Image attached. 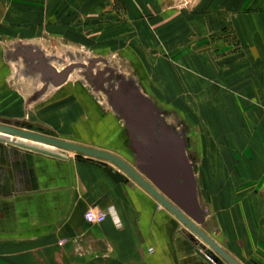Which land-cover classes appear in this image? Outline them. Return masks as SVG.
Returning a JSON list of instances; mask_svg holds the SVG:
<instances>
[{
	"label": "crops",
	"instance_id": "crops-1",
	"mask_svg": "<svg viewBox=\"0 0 264 264\" xmlns=\"http://www.w3.org/2000/svg\"><path fill=\"white\" fill-rule=\"evenodd\" d=\"M162 1L121 0L119 8L116 0H0V123L31 127L129 162L125 127L85 87L65 83L50 98H38L26 120L28 99L12 88L5 47L50 36L82 43L89 31L106 36L122 31L129 40V32L137 31L130 17L151 9L156 14ZM118 8L126 21L115 18ZM224 9H211L206 0L186 13L183 23L172 25L176 33L164 44L171 57L191 60L201 71H192L193 78L188 75L184 82L173 74L163 84L164 61L156 67L155 81L185 110L188 136L201 143L199 184L211 212L201 205L207 225L214 213L225 238L204 230L241 264H249L248 257L258 256L264 245V0L239 12ZM158 31L163 40V30ZM231 34L237 40L226 38ZM235 41L249 47L248 54L233 51L241 46ZM184 87L187 92H181ZM194 149L192 144L190 152ZM235 187L240 192L229 198L226 190ZM90 208L107 211L105 222H86ZM195 240L114 164L74 153L60 160L0 142V264H207L196 254Z\"/></svg>",
	"mask_w": 264,
	"mask_h": 264
},
{
	"label": "rangeland",
	"instance_id": "rangeland-1",
	"mask_svg": "<svg viewBox=\"0 0 264 264\" xmlns=\"http://www.w3.org/2000/svg\"><path fill=\"white\" fill-rule=\"evenodd\" d=\"M204 1L206 0H163L161 6H156L157 8H160V10L154 8L156 14L154 13L155 11H152L151 9L145 14L140 12V14L132 15L130 17V26H132V24L134 26L135 24L137 26V31L129 32V40L123 38V36L121 37L122 31H115L112 33L113 35L107 34V36L106 33L108 32L89 31L85 33L82 43L50 36V38L46 40H34L33 42H25L23 40L16 43L13 42L11 46L7 45V47H5V54L11 72L10 81L12 88L20 92L21 95H24L26 100L28 99L25 119H31V113L33 110L31 105H33L32 103L35 100L43 97L50 98L59 88L53 86L51 83L46 85L41 73L36 72L31 67L33 64L31 61H27L22 56H16L20 52H26L31 49L37 52H43L50 64L60 71L73 64H85L87 68H76L71 73L67 83L71 86L74 84V88L78 86L87 88L103 107L112 110L117 115L126 131L128 128L125 119L120 116L110 104L112 96L116 92H119L122 86L128 88V94L135 90L141 92V94L149 100L151 105L157 109L161 120L173 129L180 139H184L186 131L188 132L190 128V123L186 118V112L184 109H181L180 104L176 105L170 101L168 94L170 90H168V93H165V90L167 89L162 88V85L160 84L167 83L168 79L173 77V74H175L178 81L182 80L184 82L187 80V76L190 73H199L201 70L199 69L200 71H198L195 66L189 63L191 60L187 63L186 61L181 60L180 57L174 56L172 58L171 52L168 50L169 47L164 44L176 33L175 31H172V25L179 21L183 23L186 19L185 14L201 8ZM262 1L263 0H210V7L215 10L225 8V13L230 14L236 11L239 12L241 8L250 9L252 6L260 7ZM116 2L120 8L121 0H116ZM132 2L133 0H131V3ZM119 8L116 11L117 16H115V18L121 21H126V14L124 15V18L122 16V11H120ZM171 11L172 13L177 12L180 14L176 16L175 14H170ZM160 12L164 13L162 17H160ZM158 30H163L161 34L163 40H161L159 35H156L159 33ZM90 33H93L92 38L90 37ZM126 34L127 33L125 32L123 33L124 36H126ZM226 38L231 42L236 39L234 34H231ZM214 40L217 41V37H215ZM235 42L237 43L234 44L236 47H238L239 44L241 46L233 49V51L247 53L249 47H245L243 44L238 43V41ZM127 45L131 46L129 47L130 49L127 48ZM135 48L138 50L137 52H141L142 58L137 57L134 50ZM163 62L165 63V69L169 76L166 74L165 76H161V83H156L159 81H155V73L158 74L156 67ZM189 77L193 78L192 75H189ZM183 91L187 92L188 89L184 87L181 92ZM59 110H61V108H59ZM42 114L44 113L42 112ZM125 138V150L128 154V163L135 166L136 161L132 153L131 142L129 141L130 138L128 136H125ZM190 141L193 146H195V149L188 153V158L194 165L199 199L203 207L206 208L207 206L208 208V202L203 197L202 189L199 184V173L202 168L201 143H198L195 138ZM232 146L238 155V160H240V153L236 151L233 142ZM237 190H239L238 187H235L234 191L226 190V195L229 198L235 199L236 195L240 192ZM253 193L254 192H252V194ZM210 208L211 207L207 209L209 212L212 210V208L211 210ZM224 209L225 212H228L226 211L227 208ZM253 209L255 211L256 207H253ZM212 216H214V213H211L209 224L207 225L206 222L203 229L205 227V229L211 232L217 239L225 238L223 227L215 221V217ZM261 248L263 250L259 249L258 256L248 257L249 264H264V245H262Z\"/></svg>",
	"mask_w": 264,
	"mask_h": 264
},
{
	"label": "water",
	"instance_id": "water-1",
	"mask_svg": "<svg viewBox=\"0 0 264 264\" xmlns=\"http://www.w3.org/2000/svg\"><path fill=\"white\" fill-rule=\"evenodd\" d=\"M19 55L33 63L31 67L41 73L46 85L51 83L55 87L67 83L76 68H87L85 64H73L59 72L43 52L30 49ZM127 90L122 86L110 104L126 121L135 166L111 152L37 132L31 127L0 123V142L60 160H67L69 153H74L114 164L194 236L195 252L207 264H241L203 229L207 213L199 200L194 165L188 158L185 140L161 120L157 109L141 92L128 94Z\"/></svg>",
	"mask_w": 264,
	"mask_h": 264
},
{
	"label": "built area",
	"instance_id": "built-area-1",
	"mask_svg": "<svg viewBox=\"0 0 264 264\" xmlns=\"http://www.w3.org/2000/svg\"><path fill=\"white\" fill-rule=\"evenodd\" d=\"M84 157V156H83ZM85 159H92L95 161H98V159H93V158H88L84 157ZM101 161V160H100ZM86 214L89 218H86ZM109 213L107 211L100 210L98 208H90L86 213H85V220L89 224H102L105 222L107 219Z\"/></svg>",
	"mask_w": 264,
	"mask_h": 264
},
{
	"label": "flooded vegetation",
	"instance_id": "flooded-vegetation-1",
	"mask_svg": "<svg viewBox=\"0 0 264 264\" xmlns=\"http://www.w3.org/2000/svg\"><path fill=\"white\" fill-rule=\"evenodd\" d=\"M27 61H30L29 59H26ZM36 64H40V61H36ZM66 68L62 69L65 70ZM59 72H61L60 70H58ZM127 136H128V130H127ZM185 142H186V151L190 152L191 147H192V142L190 141L191 139L188 136V132L186 131L185 133V138H184ZM131 142V140H130ZM131 147H132V143H131ZM132 149V148H131ZM187 152V153H188ZM134 154V152H132Z\"/></svg>",
	"mask_w": 264,
	"mask_h": 264
},
{
	"label": "clouds",
	"instance_id": "clouds-1",
	"mask_svg": "<svg viewBox=\"0 0 264 264\" xmlns=\"http://www.w3.org/2000/svg\"><path fill=\"white\" fill-rule=\"evenodd\" d=\"M108 211H109V213L112 214L114 217L117 215L114 206H109ZM86 218H89V217L87 216V214H86Z\"/></svg>",
	"mask_w": 264,
	"mask_h": 264
},
{
	"label": "trees",
	"instance_id": "trees-1",
	"mask_svg": "<svg viewBox=\"0 0 264 264\" xmlns=\"http://www.w3.org/2000/svg\"><path fill=\"white\" fill-rule=\"evenodd\" d=\"M130 141V140H129ZM78 157H82V158H84L83 156H80V155H78Z\"/></svg>",
	"mask_w": 264,
	"mask_h": 264
}]
</instances>
